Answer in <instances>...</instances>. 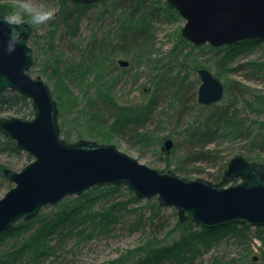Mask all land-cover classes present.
Masks as SVG:
<instances>
[{
	"label": "trees",
	"instance_id": "1",
	"mask_svg": "<svg viewBox=\"0 0 264 264\" xmlns=\"http://www.w3.org/2000/svg\"><path fill=\"white\" fill-rule=\"evenodd\" d=\"M44 1H54L57 5L55 18L50 22L52 27L58 25L60 41L67 45L68 49L83 54L82 64L74 63L63 67L64 77L70 74L73 79L81 78L86 68L89 70L98 68L100 75H104L109 68L112 71L116 69L127 71L125 66H120L115 61V58L130 54L139 57L141 65L146 70L158 68V60L153 59L150 53L155 45L150 22L125 21L104 36L88 35L87 29H83V23L85 20H91L92 14L89 9L97 5L96 2L86 4L72 0ZM102 1L104 0H98V2ZM113 2L116 9L125 11L129 7L135 10L139 0H113ZM8 8V5L0 4V12L5 16L10 14ZM166 12L177 15L176 10L168 5ZM104 13L105 10L102 8L95 14L99 16ZM131 18H134L132 14L128 16V19ZM94 20H96L95 15ZM178 41L183 45L187 43L179 33ZM205 47L213 53L211 63L216 67L217 72L245 70L246 79L264 82V62L238 61L240 57L249 55L257 49H264V37L244 38L218 47L205 44ZM61 74L62 72L60 76H63ZM117 83L118 80L111 79L105 87L101 86L97 89L93 99H88L91 108L88 121L106 130L105 135L108 138L122 137L128 143L141 145L150 141L145 127L154 122L155 109L161 97L165 100L168 110V113H165L167 119L174 118L179 122L190 106L189 103L194 101L198 86L193 82L191 86L188 85L177 75L169 76L165 67H159L148 92L142 91V101L139 105L131 106L111 96L112 89ZM230 83L231 85L226 89H232L235 95L246 90L237 80ZM225 100V103L219 106L215 103L206 105L212 108L201 125L183 129L182 140L191 146V150H184L176 163L169 160L172 150L162 152L164 170L178 174L201 173V168L197 165L206 163L210 167L218 166L216 172L210 174L213 181H218L229 158L224 159L216 148L210 147V144H219L220 141L225 140L246 139L250 143L248 153L245 155L247 159L249 153L257 156L264 154V133L260 130L252 133L238 109L231 108L230 99L225 98ZM256 103L261 104L264 109V97L261 96ZM248 104L251 107L252 103L248 102ZM5 112L32 116L31 102L16 92L0 91V114ZM60 114L59 110L58 118L61 119ZM59 125L63 136L68 137L71 134L70 128L64 129L65 124L62 120ZM84 134L81 128L75 132L77 139L82 138ZM180 145L181 142H178V147H181ZM3 151H7L17 159L31 160L29 155L15 147L13 140L0 132V152ZM5 183L7 181L0 174V185ZM141 201L142 198L136 197L122 184L91 187L82 194L74 196L71 204H60L49 214L39 212L29 220H19L8 228L0 230V264H73L75 251L81 242L85 244L93 238L96 235L93 234L95 229H98L103 236L117 235L119 232H114L117 222H121L117 227L119 230L127 228L131 232L143 228L142 232H148L152 236H149L151 238L143 244L109 259L105 264H194L197 256L226 236L234 235L238 243L243 242L246 233L244 230L251 226L244 223L206 228L188 220L179 222L177 217L174 225L165 230L169 223L161 214L162 206L158 201L152 198L145 199V204L135 205ZM99 203H101L100 207L94 209L93 206ZM122 211L132 216L128 215V218L124 219ZM122 218L125 222L118 220ZM87 223H90V226H87ZM254 228V236L264 245V226H254ZM175 231H179V237L163 243L167 236ZM161 232L163 234L158 238ZM259 258H261L260 262L255 256H251L246 257L245 261L230 259L224 264H264V256ZM210 262L216 264L222 263V260L215 256Z\"/></svg>",
	"mask_w": 264,
	"mask_h": 264
},
{
	"label": "water",
	"instance_id": "2",
	"mask_svg": "<svg viewBox=\"0 0 264 264\" xmlns=\"http://www.w3.org/2000/svg\"><path fill=\"white\" fill-rule=\"evenodd\" d=\"M92 3L97 0H72ZM184 19L182 38L194 45L218 47L237 40L264 37V0H166ZM5 15L0 12V19ZM9 25L0 24V91L16 92L31 102L32 116H0V132L31 160L19 170L3 167L12 186L0 197V230L29 220L46 205L80 195L94 186L122 184L142 199L156 198L173 207L178 221L206 228L227 224L264 226V162L242 154L231 156L218 181L188 178L150 167L111 143L61 137L58 107L48 84L31 75L32 28L21 26L22 42L9 52ZM120 66L127 60L119 58ZM196 98L202 105L220 101L223 83L206 67L197 69ZM172 140H164L169 151ZM235 180L237 182L233 183Z\"/></svg>",
	"mask_w": 264,
	"mask_h": 264
},
{
	"label": "rangeland",
	"instance_id": "3",
	"mask_svg": "<svg viewBox=\"0 0 264 264\" xmlns=\"http://www.w3.org/2000/svg\"><path fill=\"white\" fill-rule=\"evenodd\" d=\"M95 2L97 5H93L89 9V12L92 14L91 20H85L83 23V29H87L88 35L97 34L99 36H104V34L112 32L118 26L124 24L125 21L133 23L150 22L155 37V45L150 53H152L153 59L158 60V68L165 67L169 76L177 75L182 80L184 79L188 85L192 82L199 85L200 79L197 74V69L200 67H208L212 74L224 85L223 97L215 104L219 106L225 103V98L230 99L231 108L235 107L238 109V112L241 117L245 119V124L249 126L248 128L252 130V133L258 130L264 133V109H262L261 104L256 103L261 96L262 98L264 97V82L246 79L245 70L229 73L217 72L216 67L211 63L213 61V53L208 47H205V44L209 43L194 45L186 40L188 44L186 43L183 45L180 43L178 41V33L180 34V29L185 21L177 11L176 16L166 12V6L168 5L166 0H139V2L136 3L137 6L135 10L129 7V9H125V11L116 9L113 0H104L102 2H98L97 0ZM33 3L55 10L57 8L54 1L45 2L44 0H33ZM0 4L8 5V9L10 13H12L15 8L16 0H0ZM102 8L105 10L104 14L99 16L95 14L96 11ZM127 14L128 16L132 14L134 18L128 19ZM94 15L96 20H94ZM31 28L32 31L28 39V45L32 48L33 64L29 72L33 76L40 75L48 84L51 94L56 101L58 112L60 110V115L62 116L61 119L58 118V122L60 123L62 120L65 124L63 128L66 130L70 128L71 130V134L68 137H64L61 132V137L69 142L75 141L77 140L75 132L78 128H81L85 132L82 138L97 142L111 143L119 150L136 158L139 162L161 170L165 168L164 162L161 159L162 152L165 151L162 149L165 139L169 138L173 143L170 149L172 150L170 151L171 155L169 159L171 162L176 163L178 157L182 155L184 150H191V146L184 143L182 140V131L184 128L201 125L212 106L200 104L195 94V99L193 102L189 103L190 106L187 107L183 118L179 122H176L174 118L167 119L165 113H168V110L166 109L165 100L161 97L155 109L154 122L152 121V124L145 127L146 133L150 137L149 143L142 145L131 144L122 137L115 136L113 138H108L105 135L106 130L88 121L91 109L89 108L88 99H93L98 88H101V86L105 87V84L111 79H116L118 83L112 89L111 96L121 103H127L131 106L139 105L143 99L142 91L148 92L158 68L153 67V69L146 70V68L141 65V59L130 54L115 58V61L119 58L128 61V64L125 66L127 71H118V69L112 71V69L109 68L104 75H100V73H98V68L90 70L86 68V71L81 75L82 80H80L81 78L73 79L70 74H66L67 76L64 77V72L62 71L63 67L74 63L80 65L83 60V54L68 49L67 45H64V43L60 41V29H58V25L52 27L49 21L43 25L31 26ZM238 61L264 62V49H257L249 55L240 57ZM59 72H62L61 75L63 76H60ZM233 80L239 81L246 90L244 89L243 92L241 91L238 95H235L232 89H226L227 86L229 87V85H231L230 82ZM233 102L235 104H233ZM248 102L252 103L251 107ZM253 107H255V109ZM0 116H20L28 119L31 117L28 114L26 116L12 112L1 113ZM262 126L263 129L261 128ZM60 129L62 128L60 127ZM169 134H172V136ZM178 142H181V147H178ZM249 144L250 143L246 139L242 138L239 140L220 141L219 144L212 143L210 147L216 148L219 155L225 159L235 154H242L245 156L248 153ZM248 157L249 160L264 162V154L257 156V154L249 153ZM27 162L28 159H17L7 151L0 152V174L3 176V167L19 170ZM197 166H200L201 173L193 172L188 174L184 172V174L180 173V175L182 174L188 178L200 177L213 181L210 174L216 172L218 166L210 167L206 163H201ZM11 186L12 184L8 181L4 185H0V197H2ZM74 196L75 195L65 196L55 205H46L42 207L39 212L49 214L60 204H71ZM152 200H156V198L153 197ZM100 204L101 203L94 205L93 208H99ZM142 204H145V199H142L139 204L135 205L140 206ZM174 211L176 212V210L170 206H162L161 208V214L166 217L169 223L165 230L171 228L178 217L177 212L174 213ZM121 213L124 219H127L128 215L132 216V214L124 213V211ZM123 218L118 220L125 222ZM19 220L24 221V219ZM119 225H121V222H117L114 227V232L119 233L110 237L100 235L98 232L99 230L95 229L93 234L96 235L93 238L88 240L85 244L82 242L79 244V247L75 251V261L73 264H105L109 259L115 258L143 244L148 238H151L149 236H152L148 232H142L143 228H141L142 230L136 229L130 232L127 228L119 230L117 228ZM87 226H90V223H87ZM125 226L126 225H124V227ZM244 231L246 233L243 242L238 243L234 235L226 236L216 241L214 244H211L206 251L197 256L194 260V264H212L210 261L215 256L220 257L222 260V263L217 262L218 264H224L230 259L245 261L246 257L251 256H255L257 258L256 260L260 262L261 258L259 257L264 256V254H262V251H264L263 243L259 238L254 236V226H250ZM162 234L163 232H161L158 238H161ZM177 237H179V231H175L168 235L163 243L170 242ZM68 242L72 243L73 241Z\"/></svg>",
	"mask_w": 264,
	"mask_h": 264
},
{
	"label": "clouds",
	"instance_id": "4",
	"mask_svg": "<svg viewBox=\"0 0 264 264\" xmlns=\"http://www.w3.org/2000/svg\"><path fill=\"white\" fill-rule=\"evenodd\" d=\"M56 10L44 6H38L33 0H16L15 8L7 16L0 19V24L9 25L8 51L11 52L15 46L22 42L23 33L20 28L25 23L31 25H43L53 20Z\"/></svg>",
	"mask_w": 264,
	"mask_h": 264
}]
</instances>
